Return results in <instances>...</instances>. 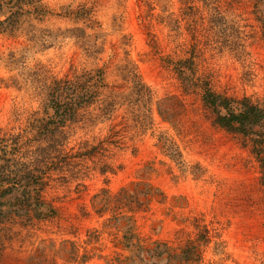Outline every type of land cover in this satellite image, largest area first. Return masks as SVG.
<instances>
[{
  "label": "rangeland",
  "instance_id": "rangeland-1",
  "mask_svg": "<svg viewBox=\"0 0 264 264\" xmlns=\"http://www.w3.org/2000/svg\"><path fill=\"white\" fill-rule=\"evenodd\" d=\"M168 1L162 7L160 0H29L50 13L40 19L23 15L12 31L1 26L0 127L22 132L27 115L41 106L47 77L102 67L107 87L95 104L99 107L95 114L89 108L81 111L68 123L66 148L75 151L84 142L105 139L104 161L120 170L105 177L90 169L75 177V169L66 168L65 177L52 180L44 192L57 207L50 219H28L16 210L19 201L1 198L0 264H80L64 256L102 219L80 217L79 204L105 184L116 189L133 179L146 163L152 166L150 180L168 198L183 196L186 205L167 214V203L153 204L150 212L137 216L139 232L178 245L188 237L197 239L198 226H206L213 236L207 244L195 241L199 264H264V164L256 152L257 144H264V125L256 127L253 139L213 124L200 95L183 92L168 62L192 56L196 74L214 90L261 103L264 29L252 0L193 1L184 14L179 0ZM216 3L224 15L214 27L209 6ZM71 10L85 16L77 19ZM171 12L179 20L178 31L167 21ZM126 64L135 67L153 98L152 103L141 100L136 110L131 109ZM11 77L17 78L16 86ZM109 99L112 113L100 116V106ZM161 141L174 143L182 161L169 158ZM86 164L95 166L91 160ZM77 184L81 198L74 191ZM93 244L94 256L82 264H106L100 256L113 249L106 233Z\"/></svg>",
  "mask_w": 264,
  "mask_h": 264
},
{
  "label": "trees",
  "instance_id": "trees-1",
  "mask_svg": "<svg viewBox=\"0 0 264 264\" xmlns=\"http://www.w3.org/2000/svg\"><path fill=\"white\" fill-rule=\"evenodd\" d=\"M0 0V15L6 13L0 19V29L12 31L21 22V17L32 15L42 18L50 13L46 6L40 3H31L29 0ZM38 2V0H34ZM162 7L167 5L168 0ZM182 13L185 8H192L193 1H201L208 5L210 0H179ZM254 12L264 29V0H252ZM187 5L185 6V4ZM211 23L214 27L218 24L223 12H220L216 4L209 6ZM163 11H167L164 8ZM70 14L75 18H83L82 12L71 10ZM163 16L172 21L171 30L180 28L178 18ZM164 20L160 18V21ZM166 20V19H165ZM264 41V30L262 31ZM172 70L183 92H197L200 95L202 105L209 111L211 122L230 132H237L255 138L256 127L264 125V101H253L250 96H230L214 90L208 81L202 80L196 74V63L192 56L169 60ZM125 77L131 83L133 96L130 101L131 109L136 110L140 101H151L152 95L148 87L142 81L135 67L125 65ZM11 83L16 86L17 78L11 77ZM107 87L102 67L73 70L61 76H49L42 84V99L40 107L30 112L27 116L25 128L22 132L7 133L0 127V204H4V198L9 196L14 201H19L16 210L21 215L33 217L38 215L40 219L53 218L57 213V207L52 200H47L44 192L52 180L64 178V170L69 167L75 169L74 176L90 169H97L105 177L108 174L117 173L119 168L104 161L105 139L98 143L84 142L75 151H67L66 127L74 122L80 112L89 108L96 113L95 104L102 94V89ZM111 99L100 106V116L112 113ZM128 101V102H129ZM161 101H155L158 111H161ZM103 102V101H102ZM100 105V104H99ZM128 108V104H127ZM129 112V111H128ZM114 135V132H112ZM260 136V135H259ZM259 141V140H258ZM255 150L259 160L264 164V151ZM161 149L174 161H182L181 152L173 143L161 141ZM66 149V150H65ZM261 154V155H260ZM91 160L93 167L86 164ZM104 161V162H103ZM101 163V164H100ZM100 164V166H96ZM67 168V169H66ZM152 166L148 163L136 170L133 179L121 183L116 189H111L105 184L93 192L86 202L79 204L80 217L93 216L102 219L100 227H92L86 231V239L79 243L72 242L68 250L67 260L80 264L87 262L94 256L95 247L103 233L112 243L113 249L105 255L106 264H199L201 258L200 244L195 241H203L207 244L211 241L210 230L206 226L200 229L198 226V238H187L183 244H174L162 238H152L138 231L136 218L140 214L151 211L153 204L167 203V214L174 207H184L186 200L181 195H173L170 198L149 178ZM78 173V174H77ZM264 183V172L261 175ZM108 180V179H107ZM79 186V184H77ZM77 198H81L83 189L74 190ZM21 203V204H20ZM181 218V220L185 221ZM198 224H195V228ZM202 227V226H201ZM181 241V240H178ZM92 244L91 249L86 247ZM91 250V251H90Z\"/></svg>",
  "mask_w": 264,
  "mask_h": 264
}]
</instances>
